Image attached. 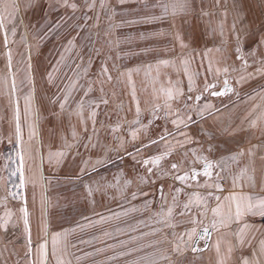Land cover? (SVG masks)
<instances>
[{"label":"rangeland","instance_id":"374dc122","mask_svg":"<svg viewBox=\"0 0 264 264\" xmlns=\"http://www.w3.org/2000/svg\"><path fill=\"white\" fill-rule=\"evenodd\" d=\"M161 4L0 0V264H203L196 231L247 203L224 197L240 137L193 123L245 95L260 112L264 88Z\"/></svg>","mask_w":264,"mask_h":264},{"label":"crops","instance_id":"0c3cea01","mask_svg":"<svg viewBox=\"0 0 264 264\" xmlns=\"http://www.w3.org/2000/svg\"><path fill=\"white\" fill-rule=\"evenodd\" d=\"M173 3L177 5L175 12L171 7ZM166 4L169 5L170 21L197 26V49L205 48L206 42H211L207 44L213 48L205 49L215 52H208L207 55L240 60V64L235 63L236 67L230 70H235L236 75L232 82L236 86L244 89L264 88V0H166ZM193 34L192 30L191 35ZM247 58H258L262 61L253 71L252 61ZM232 87L234 88L233 85ZM251 98L252 96L246 95L238 97L216 110L202 111L203 116L197 122L191 121L200 127L203 119L207 118L212 120V128L218 130L221 136L241 139L238 150L234 152L235 156L238 155L234 168L239 176L236 174V178L227 183V192L224 195L230 201H238L243 195L247 199L253 193H260L264 199V104L259 109L262 111L260 113L258 106L250 108L255 103ZM217 120L223 124H215ZM238 121H242L243 129H230L227 132L226 126L234 123L236 128ZM189 123L182 127L187 129L188 134L191 129ZM174 131L171 130V133ZM187 132H182V135H188ZM200 133L199 128L198 135ZM229 150L233 154V150ZM235 213L218 212L220 219L217 224L208 228L210 236L206 247L195 251L200 255L203 264H243L245 258L249 264H264V252L261 251V241H264V215L243 212L236 219ZM203 240L204 236L198 239V247Z\"/></svg>","mask_w":264,"mask_h":264},{"label":"snow or ice","instance_id":"6c2138e0","mask_svg":"<svg viewBox=\"0 0 264 264\" xmlns=\"http://www.w3.org/2000/svg\"><path fill=\"white\" fill-rule=\"evenodd\" d=\"M71 6L73 8H75L74 4L71 5ZM176 6L177 5L175 3H173L171 5V7L173 9V12H175ZM160 7L163 8L164 13L167 14L168 9H169V5L168 4H161ZM0 26H2V25H0ZM225 83L227 84V82H225ZM208 87H212V86H206L205 90H207ZM189 90H191V88ZM223 94H224V92H222V91L221 92H213L212 93V95H223ZM65 99H67V97H65ZM196 99L199 100L200 97H197ZM61 107H63V105H61ZM188 119L191 120V117L189 116ZM181 122H183V121H181ZM173 123L175 124L176 121H173ZM17 131H19V127H17ZM151 143H155V141H152ZM145 147H147V145ZM22 159L23 158L21 157V160ZM161 159H162V156H154V157L149 158L148 160L143 161V163L145 165H148L149 163L156 165V164H159V161ZM171 167H172V169L175 170L178 167V165L173 164ZM207 167L211 168V165L209 164ZM150 170L151 169H149V171ZM18 171H20V169H18ZM15 174L16 173L14 172L13 175H15ZM201 174H203L204 176H210L211 175V173L208 170H205V171H203V173H200V172L196 171L195 169H193V171H192V179H196V177L201 175ZM177 179L184 180V179H186V176H184V177L178 176ZM21 181H23L22 174H21ZM213 211L216 212L217 210L214 209ZM245 211H247V212L256 211L260 215H264V199L257 198V201L255 203H253V198L252 197H248L246 204L242 205L241 203H237V205H236V213H235L236 219H239L240 216L242 215V213L245 212ZM24 212H25V226H26V230H27V223H28L27 222V218H26L27 217V212H26V210H24ZM169 214H171V209H169ZM213 226H215V222H214ZM204 232L207 233L208 229L205 228ZM29 243H30V240H29ZM53 245H55V240L53 241ZM41 248L44 249L45 246L41 245ZM261 251L264 252V241H261ZM243 264H249V261L245 258V259H243Z\"/></svg>","mask_w":264,"mask_h":264},{"label":"water","instance_id":"95a60500","mask_svg":"<svg viewBox=\"0 0 264 264\" xmlns=\"http://www.w3.org/2000/svg\"><path fill=\"white\" fill-rule=\"evenodd\" d=\"M202 236H204V240L202 242V245L200 247H198L197 246L198 239L201 238ZM209 236H210V229H208L207 233L204 232V229H198L197 232H196L195 237L191 241V248L193 250L195 249L194 251L203 250L206 247V245H207V241L209 239Z\"/></svg>","mask_w":264,"mask_h":264}]
</instances>
